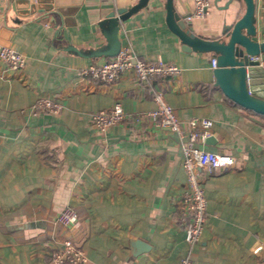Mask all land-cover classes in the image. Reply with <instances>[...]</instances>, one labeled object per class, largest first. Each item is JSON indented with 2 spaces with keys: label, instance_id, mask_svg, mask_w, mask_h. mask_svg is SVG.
Returning <instances> with one entry per match:
<instances>
[{
  "label": "crops",
  "instance_id": "crops-1",
  "mask_svg": "<svg viewBox=\"0 0 264 264\" xmlns=\"http://www.w3.org/2000/svg\"><path fill=\"white\" fill-rule=\"evenodd\" d=\"M137 1L0 0V43L25 57L20 69L0 60V264H47L51 250L71 236L55 221L66 206L85 233L83 264H175L188 251L178 136L132 118L154 107L156 90L185 129L193 117L212 121L200 147L235 159L201 170L206 220L189 250L192 263L264 264V115L214 84L216 55L183 46L166 23V0H147L119 20V41L136 58L177 65V74L143 82L126 69L112 83L80 74L111 57L99 22ZM214 1L203 17L185 19L193 34L219 36L222 12ZM171 5L179 15L192 10V0ZM229 10L241 15L243 1L232 0ZM254 26V39L264 41V0H254ZM258 55L264 63V51ZM41 96L56 99L60 111L20 112ZM115 102L126 119L96 129L92 113Z\"/></svg>",
  "mask_w": 264,
  "mask_h": 264
},
{
  "label": "built area",
  "instance_id": "built-area-1",
  "mask_svg": "<svg viewBox=\"0 0 264 264\" xmlns=\"http://www.w3.org/2000/svg\"><path fill=\"white\" fill-rule=\"evenodd\" d=\"M209 6V0H192V10L185 19L203 17ZM249 59L258 61L264 71V63L258 54L249 56ZM0 60L11 69H20L25 64L22 53L2 43H0ZM210 62L211 67L215 68L216 58L212 57ZM126 69L133 70L135 77L143 82L154 79L156 76L173 75L180 71L177 65L161 59L148 61L136 58L131 48L123 46L108 59L89 63L81 69L80 74L97 81L112 83L118 80ZM152 100L153 108L137 112L132 118L135 122L148 121L157 127L175 132L178 136L183 155V168L187 176V189L179 201V208L183 216L184 238L188 251L175 264H193L190 251L198 241L206 220V197L199 180L201 170L212 171L218 167H228L234 163L235 159L230 154L209 151L199 146L208 135L212 125L210 119L193 117L188 121V128L185 129L172 106L165 100L162 91H154ZM61 108V103L56 99L41 96L26 109L21 108L20 112L27 111L30 115H37L45 111L57 113ZM126 116L120 103L115 102L109 108L93 112L91 122L96 129L106 132L112 126L123 122ZM55 221L67 227L71 236H64L60 245L51 250L47 264H83L86 261L82 248L85 233L76 211L66 206L57 213Z\"/></svg>",
  "mask_w": 264,
  "mask_h": 264
},
{
  "label": "water",
  "instance_id": "water-1",
  "mask_svg": "<svg viewBox=\"0 0 264 264\" xmlns=\"http://www.w3.org/2000/svg\"><path fill=\"white\" fill-rule=\"evenodd\" d=\"M171 1L166 0V23L178 35L183 46L213 52L216 55V67L213 68L214 84L236 104L264 115V73L258 61L249 59V56L264 51V41L254 39V0H242L244 11L234 18L229 10L232 0H226L222 5L217 4L220 0H215L214 8L222 12V24L219 36L210 39L193 34L192 26L185 20L189 14L179 15L172 11ZM146 2L147 0H138L129 8L120 7L110 11L99 22L109 46L105 51L107 55H115L121 46L119 20L126 18ZM30 7L34 11V4Z\"/></svg>",
  "mask_w": 264,
  "mask_h": 264
}]
</instances>
